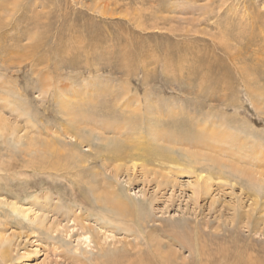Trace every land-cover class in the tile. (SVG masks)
Segmentation results:
<instances>
[{
    "label": "rangeland",
    "instance_id": "1",
    "mask_svg": "<svg viewBox=\"0 0 264 264\" xmlns=\"http://www.w3.org/2000/svg\"><path fill=\"white\" fill-rule=\"evenodd\" d=\"M261 181L264 0H0V264H264Z\"/></svg>",
    "mask_w": 264,
    "mask_h": 264
},
{
    "label": "bare ground",
    "instance_id": "2",
    "mask_svg": "<svg viewBox=\"0 0 264 264\" xmlns=\"http://www.w3.org/2000/svg\"><path fill=\"white\" fill-rule=\"evenodd\" d=\"M70 114H72V113H70ZM175 141L177 142V140H175ZM213 149H216V148L213 147ZM122 157L123 156H120L119 154L117 156H115V158H118V160H121ZM75 158H76V156H75ZM75 163H77V162H75ZM58 172H60V171H58ZM251 181H252V179H251ZM258 181H260V180H258ZM261 182H263V181H261ZM262 184H264V182ZM116 194H117L116 189L114 190L113 188L112 189H106L104 192H99V191L97 192V195L100 196V197H98L99 199L101 198V196H104V195L106 196L105 199L104 198L103 199L106 202V205L110 210L114 211L116 214H118L120 217H123L126 220L133 219L136 216L135 208L130 206V203L123 200V198L119 197ZM84 237H85V241L90 242L92 239L91 236H84ZM159 247H165V244L159 243ZM167 256H168L167 253H165V254L160 253L161 258H166ZM153 261H154V259L152 256L146 255V252H143L140 248H138L137 250L128 251L124 255L120 254V253L109 255V256H107V258H105V261H103L101 264H153Z\"/></svg>",
    "mask_w": 264,
    "mask_h": 264
}]
</instances>
